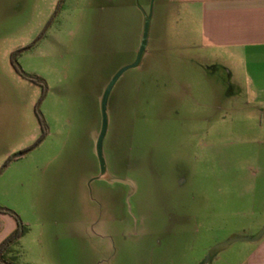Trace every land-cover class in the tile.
<instances>
[{
    "label": "rangeland",
    "instance_id": "1",
    "mask_svg": "<svg viewBox=\"0 0 264 264\" xmlns=\"http://www.w3.org/2000/svg\"><path fill=\"white\" fill-rule=\"evenodd\" d=\"M148 16L109 97L102 174L101 98ZM199 32L179 0H0V209L26 229L3 260H244L232 241L264 221V113Z\"/></svg>",
    "mask_w": 264,
    "mask_h": 264
},
{
    "label": "crops",
    "instance_id": "2",
    "mask_svg": "<svg viewBox=\"0 0 264 264\" xmlns=\"http://www.w3.org/2000/svg\"><path fill=\"white\" fill-rule=\"evenodd\" d=\"M179 1L187 4L188 11L196 12L203 46L239 62L237 72L241 71L245 76L244 87L249 97L247 107L263 114L264 0ZM16 228L13 216L0 213V246ZM263 228L264 221L252 233L237 235L232 241L246 245L243 246L247 250L246 256L239 264H264V233L259 236Z\"/></svg>",
    "mask_w": 264,
    "mask_h": 264
},
{
    "label": "water",
    "instance_id": "3",
    "mask_svg": "<svg viewBox=\"0 0 264 264\" xmlns=\"http://www.w3.org/2000/svg\"><path fill=\"white\" fill-rule=\"evenodd\" d=\"M150 20H151V16H148L145 20V25H144V32H143V36H142V42H141V46L139 49V53L137 56V59L135 61V63L125 66L122 69H120L116 75L111 79V81L109 82L108 86L106 87L102 98H101V128H100V132L96 141V153L99 159V163H100V167H101V172L102 174L105 173L106 171V166H105V159L103 156V143L105 140V137L107 135V130H108V115H107V106H108V101H109V97L110 94L116 84V82L118 81V79L129 69H132L136 66H138V64L141 61V58L143 56V53L145 52L146 46H147V40H148V32H149V25H150ZM264 233V228L262 230V232L259 234V236H261ZM231 243V242H230ZM229 243V244H230Z\"/></svg>",
    "mask_w": 264,
    "mask_h": 264
},
{
    "label": "trees",
    "instance_id": "4",
    "mask_svg": "<svg viewBox=\"0 0 264 264\" xmlns=\"http://www.w3.org/2000/svg\"><path fill=\"white\" fill-rule=\"evenodd\" d=\"M0 213L2 214H13L7 210H4V209H0ZM26 232V229L25 227L23 226L22 223H20L18 221V225H17V228L15 229V231L1 244L0 246V263L1 264H12L8 261H5L3 260V257H2V252L4 250H6V248H8L10 246L11 243L15 242L16 240H18L20 237H22Z\"/></svg>",
    "mask_w": 264,
    "mask_h": 264
}]
</instances>
